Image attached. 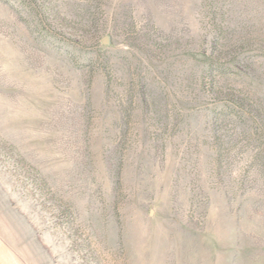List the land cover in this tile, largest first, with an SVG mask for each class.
<instances>
[{
    "label": "rangeland",
    "instance_id": "obj_1",
    "mask_svg": "<svg viewBox=\"0 0 264 264\" xmlns=\"http://www.w3.org/2000/svg\"><path fill=\"white\" fill-rule=\"evenodd\" d=\"M0 264H264V0H0Z\"/></svg>",
    "mask_w": 264,
    "mask_h": 264
}]
</instances>
